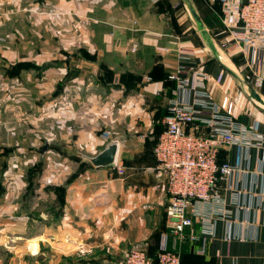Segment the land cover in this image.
<instances>
[{
    "label": "crops",
    "instance_id": "obj_1",
    "mask_svg": "<svg viewBox=\"0 0 264 264\" xmlns=\"http://www.w3.org/2000/svg\"><path fill=\"white\" fill-rule=\"evenodd\" d=\"M190 1L205 35L186 0H0V264L157 253L170 197L155 188L154 148L180 66L209 74L213 100L232 98L236 122L264 135V81H247L254 94L224 66L264 77L260 52L224 50L221 4ZM110 141L124 178L81 156ZM219 161L237 168L220 184L224 217L205 254L201 224L187 229L200 239L184 243L183 264H264V145L223 147Z\"/></svg>",
    "mask_w": 264,
    "mask_h": 264
},
{
    "label": "built area",
    "instance_id": "obj_2",
    "mask_svg": "<svg viewBox=\"0 0 264 264\" xmlns=\"http://www.w3.org/2000/svg\"><path fill=\"white\" fill-rule=\"evenodd\" d=\"M209 1L221 4L225 32L221 47L246 57L254 48L260 52L264 70V0ZM169 78L175 82L174 97L154 148L157 164L153 171L155 188H165L170 197L166 209L170 232L160 237L157 260L158 264H182L184 243L188 238L200 239L196 233L188 235L187 229L201 224L206 236L196 252L205 254L207 236L214 233L216 220L224 217L225 206H217L222 200L220 184L237 168L219 162L220 150L233 144L264 145V135L236 122L232 98L226 96L220 104L213 100L207 85L211 77L205 71L180 66ZM246 80L261 87L264 77L252 70ZM115 168L120 175L126 173L119 161ZM170 235L176 239L173 249ZM126 264H156V260L136 248L128 253Z\"/></svg>",
    "mask_w": 264,
    "mask_h": 264
},
{
    "label": "water",
    "instance_id": "obj_3",
    "mask_svg": "<svg viewBox=\"0 0 264 264\" xmlns=\"http://www.w3.org/2000/svg\"><path fill=\"white\" fill-rule=\"evenodd\" d=\"M189 10L193 16V18L195 19L198 28L202 31V33L205 35L206 34V30L204 27V23L200 17V15L197 13L196 9L193 7V4L190 0H186ZM225 68L231 72V74H233L235 77H237L241 82H243L251 91H253L254 94H257V92H255V89L253 88V86L247 82V80L240 76L237 72L233 71L231 68L227 67L226 65H224ZM48 149V145H45L41 152L44 153L46 150ZM118 153H119V144L115 141H110L108 142V144L106 145V147L99 152L97 155L95 156H87V155H81L83 158V161L85 163H88L90 165H92L93 167H115L117 165V161H118ZM158 260H156V264H158Z\"/></svg>",
    "mask_w": 264,
    "mask_h": 264
},
{
    "label": "trees",
    "instance_id": "obj_4",
    "mask_svg": "<svg viewBox=\"0 0 264 264\" xmlns=\"http://www.w3.org/2000/svg\"><path fill=\"white\" fill-rule=\"evenodd\" d=\"M158 139H159V137L157 138L156 143H157ZM155 146H156V145H155ZM219 162H220V161H219ZM186 246H187V245H186ZM186 246H185V247H186ZM186 252H187V251H185V250L182 251V264H183V260H184V256H185ZM148 256H149L150 258L154 259V260H157L158 250H157V253H156L155 255H151V254L148 253Z\"/></svg>",
    "mask_w": 264,
    "mask_h": 264
},
{
    "label": "rangeland",
    "instance_id": "obj_5",
    "mask_svg": "<svg viewBox=\"0 0 264 264\" xmlns=\"http://www.w3.org/2000/svg\"><path fill=\"white\" fill-rule=\"evenodd\" d=\"M117 174H118V172H117ZM126 174H127V172H126L124 175H120V174H118V175H119L120 177L124 178ZM57 193L59 194V192H57Z\"/></svg>",
    "mask_w": 264,
    "mask_h": 264
}]
</instances>
